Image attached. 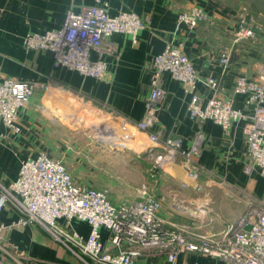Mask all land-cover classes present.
I'll list each match as a JSON object with an SVG mask.
<instances>
[{
    "label": "crops",
    "instance_id": "0c3cea01",
    "mask_svg": "<svg viewBox=\"0 0 264 264\" xmlns=\"http://www.w3.org/2000/svg\"><path fill=\"white\" fill-rule=\"evenodd\" d=\"M105 1L110 15L120 10L132 11L148 18L149 24L139 33L135 45L128 35L111 37L115 53L106 57L104 77L95 80L53 67L51 53L25 51L21 45L27 33L60 27L69 10L78 12L82 6L91 5L92 0H0V81L18 79L47 84L46 88H36L18 111L19 133L11 132L0 122V182L7 185L14 181L23 160L44 152L65 163L75 182L108 190L115 205L135 202L145 187L160 202V215L167 228L188 230L191 224L199 225L198 217L203 223L202 231L218 233L239 215L225 219L205 208L204 203L209 201L202 197L206 188L209 192L224 188L232 194L227 187L236 188L237 181L245 176L243 166L247 159L241 126L226 135L211 121L190 120L186 113L189 95L167 74L161 76L166 94L153 110V129L164 138L180 139L183 148L202 136V169L196 183L187 177L181 160L151 177V155L160 150L134 124L143 119L146 111L152 60L167 43L181 48L199 76L218 79L220 95L227 97L236 76H264V35L258 31L254 38L236 43L235 27L243 7L224 0ZM249 5L246 0V11L251 10ZM193 6L205 12L206 21L195 29L178 26L177 15ZM224 52L230 54V61L222 71L217 58ZM90 57L97 59V52L92 51ZM197 92L209 97V90L200 84ZM234 105L245 109L239 96ZM89 123H100L101 131L90 133ZM96 136L107 143H100ZM246 177V194L250 197L246 205L253 199L264 202V180L256 174ZM196 184H200L201 191L195 190ZM22 218L26 216L11 204L0 213V223L5 227L0 242L1 264H99L74 245H63L39 224L16 226ZM58 226L83 239L90 231L87 223L78 220H59ZM100 236L109 249L107 232L100 229ZM164 253L144 250L134 264H166ZM182 263L219 264L211 256L190 253L178 257L177 264Z\"/></svg>",
    "mask_w": 264,
    "mask_h": 264
},
{
    "label": "built area",
    "instance_id": "2783aa9c",
    "mask_svg": "<svg viewBox=\"0 0 264 264\" xmlns=\"http://www.w3.org/2000/svg\"><path fill=\"white\" fill-rule=\"evenodd\" d=\"M107 8L105 0H92L91 5L82 6L78 12L69 10L60 27L43 33H27L22 38V48L49 52L53 67L101 80L107 70L106 57L115 53L111 37L128 35L135 45L139 33L149 24L148 18L132 11L120 10L110 15ZM206 19L205 12L193 6L177 15L176 24L195 29ZM258 31L264 35V25L242 8L238 13L234 41L252 39ZM92 51L97 52L95 60L90 57ZM217 61L225 71L230 54L221 53ZM163 74L181 85L189 95L186 113L190 120L211 121L226 135L241 126L247 159L243 172L246 176L256 174L264 180V76L252 79L238 75L233 80L231 95L221 97L220 81L211 76H199L181 48L171 42L152 60L146 111L143 119L134 124L160 150L151 155V177H157L160 171L181 160L187 177L197 183L202 169L199 163L201 135L190 147L183 148L180 139L164 138L153 129V110L166 94L161 83ZM198 84L209 90V97L197 92ZM46 87L43 82L0 81V122L11 132L19 133L18 111L32 98L36 88ZM236 96L242 98L244 110L235 107ZM119 144L125 147L121 141ZM201 189L200 184L195 185V190ZM140 195L135 202L115 205L109 199L108 190L75 182L61 160L41 152L21 162L14 181L7 185L0 182V213L8 204L13 205L26 216L16 226L39 224L63 245H74L99 264H134L147 249L159 254L165 252L166 264H177L178 257L187 253L211 256L219 264H264L263 201L251 200L246 211L234 222L226 223L218 233H206L198 217L199 225L191 224L188 230L167 228L160 215V202L148 194L145 187ZM196 211L201 215L198 209ZM59 220L87 223L88 237L83 239L76 233L65 232L58 226ZM4 229L0 223V242ZM100 229L108 234L109 249L101 241Z\"/></svg>",
    "mask_w": 264,
    "mask_h": 264
},
{
    "label": "rangeland",
    "instance_id": "374dc122",
    "mask_svg": "<svg viewBox=\"0 0 264 264\" xmlns=\"http://www.w3.org/2000/svg\"><path fill=\"white\" fill-rule=\"evenodd\" d=\"M224 1L227 4L237 5L238 7H243L246 9V3L244 1L243 2L241 0H224ZM247 14L253 17L259 23L260 20L263 18V15L261 14L258 15L252 10H247ZM246 178L247 177L245 175L243 178L239 179L236 183L237 184L236 188L227 187L229 191H232V194H230V192H227V190L224 188H219V189L216 188V190L214 191L210 190V192L209 189L207 190L206 188L203 193L202 199L203 200L208 199L209 202L207 204L204 203V207L207 209H211L212 211H214V213L218 214L219 216H222L225 219L226 218L228 219L230 216H235L236 214L241 216L246 211V208L248 206V204L246 205V201L250 198L246 194V191H248L246 186ZM115 188L118 191L119 189L118 186Z\"/></svg>",
    "mask_w": 264,
    "mask_h": 264
},
{
    "label": "trees",
    "instance_id": "16d2710c",
    "mask_svg": "<svg viewBox=\"0 0 264 264\" xmlns=\"http://www.w3.org/2000/svg\"><path fill=\"white\" fill-rule=\"evenodd\" d=\"M246 3V0H241ZM250 2V9L254 11L258 15H263V18L260 20V24H264V0H249Z\"/></svg>",
    "mask_w": 264,
    "mask_h": 264
},
{
    "label": "water",
    "instance_id": "95a60500",
    "mask_svg": "<svg viewBox=\"0 0 264 264\" xmlns=\"http://www.w3.org/2000/svg\"><path fill=\"white\" fill-rule=\"evenodd\" d=\"M87 130L90 132V133H94V132H100L101 131V128H100V123H92V124H88L87 125ZM98 138H96V140H98L100 143H103V144H106L107 142L105 141H102L99 136H96Z\"/></svg>",
    "mask_w": 264,
    "mask_h": 264
}]
</instances>
